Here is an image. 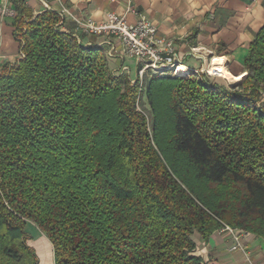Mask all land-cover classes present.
<instances>
[{
    "label": "trees",
    "instance_id": "16d2710c",
    "mask_svg": "<svg viewBox=\"0 0 264 264\" xmlns=\"http://www.w3.org/2000/svg\"><path fill=\"white\" fill-rule=\"evenodd\" d=\"M23 13L22 57L0 73V264H37L28 221L55 264H205L197 234L264 238V26L240 92L154 77L139 110L103 49Z\"/></svg>",
    "mask_w": 264,
    "mask_h": 264
},
{
    "label": "crops",
    "instance_id": "0c3cea01",
    "mask_svg": "<svg viewBox=\"0 0 264 264\" xmlns=\"http://www.w3.org/2000/svg\"><path fill=\"white\" fill-rule=\"evenodd\" d=\"M11 1L18 14L26 16L25 12L32 19L47 11L57 13L65 8L76 19L90 18L95 22L104 21L109 13L125 15L129 5V0ZM133 5L156 23L160 34L175 40L178 58L184 66L207 70L215 59H223L229 77L247 76L245 60L255 35L264 26V0H133ZM126 17L130 23L136 21L134 14ZM63 22V31L73 33L86 46L104 50L113 73L122 74L127 68L124 74L131 81L135 80L137 63L122 55L117 40L77 32L75 21L69 17ZM15 23L14 18L0 17V73L22 57ZM231 230H218L207 241L197 234L194 254L205 264H257L264 258V238ZM26 233L27 244L34 250L37 264H55L54 247L47 236L30 221ZM236 240L242 250L232 251Z\"/></svg>",
    "mask_w": 264,
    "mask_h": 264
},
{
    "label": "built area",
    "instance_id": "2783aa9c",
    "mask_svg": "<svg viewBox=\"0 0 264 264\" xmlns=\"http://www.w3.org/2000/svg\"><path fill=\"white\" fill-rule=\"evenodd\" d=\"M57 14L62 21L66 17L73 19L77 26V32L81 31L86 35L96 37H113L117 40L121 46L122 55L133 58L137 63L136 78L131 82L133 85H139L141 90L144 89V82L149 77H176L178 75V69L182 63L178 58L175 40L160 34L156 23L144 13L136 10L133 0H129L125 15L109 13L102 22H95L90 18L76 19L65 8H61ZM127 14H134L136 21L130 23L127 20ZM17 16L18 13L13 7L12 1L3 0L0 4V17L15 19ZM114 50L115 47L109 53L110 56H112ZM127 70L125 68L124 72ZM205 73L209 78L220 77L212 76L209 69L205 70ZM225 229L232 231L230 227ZM239 249L242 250V247L237 241V244L231 250L236 251Z\"/></svg>",
    "mask_w": 264,
    "mask_h": 264
},
{
    "label": "rangeland",
    "instance_id": "374dc122",
    "mask_svg": "<svg viewBox=\"0 0 264 264\" xmlns=\"http://www.w3.org/2000/svg\"><path fill=\"white\" fill-rule=\"evenodd\" d=\"M181 65H184V64H181ZM186 69H187V72H186V75H177L175 78H184V79H187V80H191V79H201L203 78L202 76H208L206 73H205V69L204 70H194V69H191V68H188L187 66H185ZM208 70V69H207ZM197 71V72H196ZM116 74V76H122L123 74H119V73H114ZM245 76V75H244ZM155 77V76H154ZM152 77V78H154ZM156 77H159V76H156ZM152 78H148L145 82H144V89H143V96H142V99H141V104L138 106V109L141 110L143 109L144 107V104L147 105V98H146V89H147V85L149 83V81L152 79ZM161 78V77H160ZM212 78V82L213 83H217V84H220L221 86H224L227 88V90L229 91H234V92H240V90L237 88V86L242 82H239V83H234V82H230L228 80H225L223 79L222 77H211ZM245 78V77H244ZM139 86V85H138ZM264 102V95H262L261 97V101H260V104ZM148 107V105H147ZM149 109V108H148ZM165 141V139H164ZM179 161V160H178ZM231 229H234V228H231ZM234 230H239V229H234ZM239 231H242V230H239Z\"/></svg>",
    "mask_w": 264,
    "mask_h": 264
},
{
    "label": "bare ground",
    "instance_id": "6f19581e",
    "mask_svg": "<svg viewBox=\"0 0 264 264\" xmlns=\"http://www.w3.org/2000/svg\"><path fill=\"white\" fill-rule=\"evenodd\" d=\"M224 61L223 59H215L213 62V65L209 68V72L212 76H220L225 80H228L230 82H234V83H239L241 82L244 77H239L237 78H231L228 76L226 70H225V66H224ZM225 67V68H224ZM187 69L184 65H180V68L178 69V75H186Z\"/></svg>",
    "mask_w": 264,
    "mask_h": 264
},
{
    "label": "snow or ice",
    "instance_id": "6c2138e0",
    "mask_svg": "<svg viewBox=\"0 0 264 264\" xmlns=\"http://www.w3.org/2000/svg\"><path fill=\"white\" fill-rule=\"evenodd\" d=\"M239 77H237L238 79ZM257 264H264V258H262L261 260H258Z\"/></svg>",
    "mask_w": 264,
    "mask_h": 264
}]
</instances>
